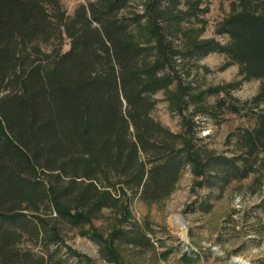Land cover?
I'll use <instances>...</instances> for the list:
<instances>
[{
	"label": "trees",
	"instance_id": "trees-1",
	"mask_svg": "<svg viewBox=\"0 0 264 264\" xmlns=\"http://www.w3.org/2000/svg\"><path fill=\"white\" fill-rule=\"evenodd\" d=\"M229 6L214 30L227 36L221 42L202 37L206 0H91L71 15L60 0H0V264H63L62 250L87 261L65 244L64 226L119 213L128 196L164 199L187 168L193 189L208 190L195 201L200 211L233 181L251 175L259 188L264 0ZM214 52L226 57L220 70L238 65L240 79L208 89L222 95L187 113L200 88L190 72ZM250 79L263 81L250 99L231 94ZM158 91L179 115V132L151 116ZM225 112L253 120L229 134L231 155L196 136L195 116ZM125 215L107 236L90 233L108 260L116 245H152Z\"/></svg>",
	"mask_w": 264,
	"mask_h": 264
},
{
	"label": "rangeland",
	"instance_id": "rangeland-1",
	"mask_svg": "<svg viewBox=\"0 0 264 264\" xmlns=\"http://www.w3.org/2000/svg\"><path fill=\"white\" fill-rule=\"evenodd\" d=\"M60 1L66 13L71 15L78 4L91 0ZM206 2L208 10L203 14L206 24L202 37L225 42L227 36L215 34L214 30L230 13V0ZM68 47L69 40L65 39L63 49ZM225 61V55L216 52L198 60L199 66L191 70L189 77L200 88L189 94L191 98L187 113L199 107H210L222 95H215L208 89L240 79L237 64L220 70ZM262 83L260 79L243 81L231 90V94L241 101L250 99ZM153 97L156 104L151 116L170 130L179 132L180 117L169 110L164 92L158 91ZM195 119L200 121L196 136L202 138L208 148L227 155H231L232 149V144L227 142L229 134L238 127L253 124V120L243 113L225 112L218 118L198 115ZM193 183L194 179L187 168L174 191L164 199L147 201L128 196L119 213L105 209L92 220L91 226H64L65 244L88 260L77 262V256L62 250L63 264H238L231 258L258 264L264 258V207L258 206L264 199V177L255 190L251 186V175L233 181L219 198L211 199L212 205L208 211L195 208L198 205L195 201L203 198L208 190L193 189ZM214 195H217V191L213 192ZM124 213L130 223H136L146 232L152 245H116L115 258L108 260L90 233L93 230L107 236L116 228L119 216Z\"/></svg>",
	"mask_w": 264,
	"mask_h": 264
},
{
	"label": "water",
	"instance_id": "water-1",
	"mask_svg": "<svg viewBox=\"0 0 264 264\" xmlns=\"http://www.w3.org/2000/svg\"><path fill=\"white\" fill-rule=\"evenodd\" d=\"M231 260L235 261L238 264H250L249 262H246V261L239 259V258H231Z\"/></svg>",
	"mask_w": 264,
	"mask_h": 264
}]
</instances>
